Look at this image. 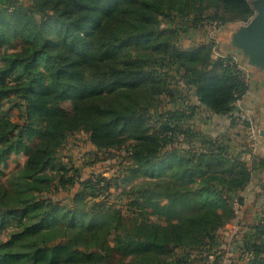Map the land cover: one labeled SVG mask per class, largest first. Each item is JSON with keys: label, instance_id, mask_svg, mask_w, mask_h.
<instances>
[{"label": "trees", "instance_id": "obj_1", "mask_svg": "<svg viewBox=\"0 0 264 264\" xmlns=\"http://www.w3.org/2000/svg\"><path fill=\"white\" fill-rule=\"evenodd\" d=\"M3 1L0 170L12 154L25 163L0 181V264H194L193 250L217 246L256 159L186 122L198 106L231 114L249 84L233 55L213 57V42L179 39L190 25L247 22L250 0ZM182 85L189 108L176 103ZM80 131L98 152L126 153L125 208L99 198L110 179H82L57 159ZM55 184L79 187L70 204L45 196ZM246 246L244 264H264V219Z\"/></svg>", "mask_w": 264, "mask_h": 264}, {"label": "rangeland", "instance_id": "obj_2", "mask_svg": "<svg viewBox=\"0 0 264 264\" xmlns=\"http://www.w3.org/2000/svg\"><path fill=\"white\" fill-rule=\"evenodd\" d=\"M26 3L28 0H18ZM4 1H0V7L4 6ZM246 22H232L222 26L207 24L204 27H187L180 35L179 43L183 48H190L202 42H213V57L233 55L239 66L249 68L246 58L240 50L234 48L230 41L232 33ZM168 22L163 21V26ZM185 24L181 23L180 27ZM257 70V69H256ZM258 74L257 72H255ZM249 89L246 95L236 102L231 114L216 115L208 111L203 106H198L196 114L186 122L190 128L199 131L200 138H218L219 142L229 145L232 153H242L244 158L250 162L256 159L253 169L252 180L248 184L243 194V203L235 204L237 215L233 221L225 225L218 232L217 246H203L199 251L193 250L190 253V260L194 264H244L247 256L246 245L251 227L255 222L264 219V165L260 166L261 156L258 155L260 145L264 146V141L260 142L261 130H264V82L261 76L254 75L251 71H245ZM175 98L179 107L189 108L196 103V99L191 90L179 87ZM185 99V100H184ZM185 101V102H184ZM3 109L10 114L13 120H17L18 111L11 106L10 102L3 101ZM170 106L169 103H167ZM190 105V106H189ZM195 107V106H194ZM243 115L249 116L255 125L258 145L255 152L252 151L249 138L250 126ZM261 129V130H260ZM186 145L185 143H181ZM199 145V143L197 144ZM122 151H101L98 152L90 143L88 136L84 132L70 134L57 153V159L68 167H73L81 172V178L110 179L111 186L108 192H104L99 198L105 199L108 203L116 204L119 207H126L129 201L122 198L121 190L129 183L122 181V177L127 175V170L123 167L127 162L126 153ZM25 163V154H12L6 165L0 170V181H5L17 169ZM252 163V162H250ZM261 168L262 171H261ZM137 181V180H136ZM113 182L119 184L114 188ZM79 187L76 186L71 191L61 188L58 184L45 192V196L61 203L70 204L73 193ZM154 220H162L156 215H150ZM245 250V251H244ZM186 255L185 252H183Z\"/></svg>", "mask_w": 264, "mask_h": 264}, {"label": "water", "instance_id": "obj_3", "mask_svg": "<svg viewBox=\"0 0 264 264\" xmlns=\"http://www.w3.org/2000/svg\"><path fill=\"white\" fill-rule=\"evenodd\" d=\"M250 3L254 14L232 33L230 43L250 65L264 71V0H250Z\"/></svg>", "mask_w": 264, "mask_h": 264}, {"label": "crops", "instance_id": "obj_4", "mask_svg": "<svg viewBox=\"0 0 264 264\" xmlns=\"http://www.w3.org/2000/svg\"><path fill=\"white\" fill-rule=\"evenodd\" d=\"M245 58V57H244ZM246 61H247V59H246ZM247 64H248V66H249V68H245V66H240V68L242 69V70H244V71H251V72H253L254 73V75H257V76H261V79L263 80V82H264V71H261V70H259L258 68H256V67H254V66H252V65H250L248 62H247ZM257 69V70H256ZM255 72H257L258 74H256ZM261 130V129H260ZM261 139L262 140H260V142H262V141H264V130H261ZM258 155H260L261 156V158L263 159V161H264V146H261L260 145V150L258 151ZM262 169L263 168H261V171H262ZM246 192V191H245ZM244 192V193H245ZM243 193V194H244ZM242 194V195H243ZM245 195V194H244Z\"/></svg>", "mask_w": 264, "mask_h": 264}, {"label": "built area", "instance_id": "obj_5", "mask_svg": "<svg viewBox=\"0 0 264 264\" xmlns=\"http://www.w3.org/2000/svg\"><path fill=\"white\" fill-rule=\"evenodd\" d=\"M247 80V78H246ZM249 116H245L243 115V118H245L248 122H249V138H250V142H251V148H252V151L255 152L256 149H257V145H258V138H257V133H256V130H255V125H254V122L252 119L248 118ZM235 204H237V202H235Z\"/></svg>", "mask_w": 264, "mask_h": 264}]
</instances>
